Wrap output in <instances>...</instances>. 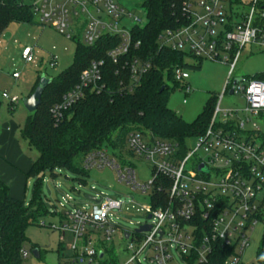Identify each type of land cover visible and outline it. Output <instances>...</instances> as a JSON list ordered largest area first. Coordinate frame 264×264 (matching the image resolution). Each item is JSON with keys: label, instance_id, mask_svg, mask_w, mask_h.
Here are the masks:
<instances>
[{"label": "built area", "instance_id": "obj_1", "mask_svg": "<svg viewBox=\"0 0 264 264\" xmlns=\"http://www.w3.org/2000/svg\"><path fill=\"white\" fill-rule=\"evenodd\" d=\"M29 5L38 24L51 26L68 39L74 34L72 20H85L86 46H94L103 37L118 39L107 57L128 74L133 83L130 91L151 69V63L139 56L141 42L134 40L132 32L140 20L125 28L131 14L117 0H30ZM182 12L183 24L160 35V46L189 54L196 61L208 59L229 67L223 95L217 98L206 132L197 137L196 148L180 156L173 142L130 133L127 146L134 157L154 162L153 180L145 185L137 184L134 169L111 158L108 148L91 153L84 164L87 169L110 166L133 190L143 194L151 191L150 205L139 209L148 221L142 226L150 230L122 233L133 251L126 264H142L139 255L145 249L154 253L152 264H176L171 256L173 248L187 264L219 262L217 249L228 253L221 264H244L249 232L264 220V132L260 126L264 125V79L234 74L247 46L264 49V0H185ZM21 58L25 63L35 61L30 48L22 51ZM56 65L54 57L51 67ZM104 66V60L93 61L81 73L78 84L52 109L57 122L88 91H102ZM12 77L19 79L20 73L14 72ZM173 78L176 83H185L189 74L176 66ZM184 89L190 93L189 86ZM231 90L245 99L243 109H221V99ZM3 98L12 106L19 103L17 97L6 93ZM201 165L205 170L199 169ZM124 205L110 198L92 202L67 213L68 223L60 222L55 229L73 233V249L77 251L79 245L83 250L80 262L89 259L92 263L103 251L87 247L93 245L94 238L98 245L111 242L119 230L112 218H119ZM22 255L26 258L28 254L24 251Z\"/></svg>", "mask_w": 264, "mask_h": 264}, {"label": "rangeland", "instance_id": "obj_2", "mask_svg": "<svg viewBox=\"0 0 264 264\" xmlns=\"http://www.w3.org/2000/svg\"><path fill=\"white\" fill-rule=\"evenodd\" d=\"M117 1L131 14L130 20L125 23V28L129 29L136 19L140 20L138 23L140 26L146 25V10L143 7L145 0ZM24 3L29 4L30 0H24ZM71 25L74 34L72 39H68L53 27L38 24L34 17L32 23L11 24L0 40V53L6 47V51L0 55V72L3 73L0 87V132L6 125L15 124V134L19 140L20 149L31 161L37 159L39 153L34 148H30L28 142L21 136L20 130L31 115L24 107L23 100L31 96L42 76L52 80L73 66L76 48L79 44H84L86 22L82 18L78 21L74 19ZM25 48L33 51L34 63H25L22 60L21 54ZM54 57H57V65L51 67ZM189 63L193 64L194 61L189 60ZM14 70L20 73V79H13ZM186 71L189 79L185 83L174 85L168 82L170 86L168 106L185 121L192 123L204 112L213 98H220L223 95L229 67L222 62L207 59L202 62L199 70L187 69ZM261 74H264V49L247 46L234 76L252 79ZM186 86L190 88L189 94H186L184 89ZM4 93L10 97H17L19 103L11 108L9 101L3 98ZM245 105V99L241 94L227 93L220 103L221 109L233 110L243 109ZM260 126L264 132V125ZM197 141V137L186 139L187 150H194ZM126 151L121 155L119 151L115 152L109 148L108 155L111 158L116 157L121 166L132 167L137 184L145 185L152 181L155 171L154 162L132 157ZM87 174L85 177H79L66 169H55L42 174L39 180L33 177L27 179L26 183L25 181L19 183L13 179V191H16L15 193H18L27 205L31 203L34 191L38 188L47 211V214L38 218L35 224L26 229L24 248L28 255L23 259V264H112V262L126 264L130 260L133 251L128 249L130 242L122 239V233L123 231L134 232L148 222L145 212L139 209L150 205L151 191L143 194L139 190H133L131 186L120 181L117 171L110 166L90 167ZM86 196L93 197L97 201L110 198L125 203L119 218H112L119 230L112 237L111 242L108 244L101 242L98 245L97 238H94L93 245L87 247L92 249L95 246L99 251H103V248L108 249V253L102 260L98 255L92 263H89V259L80 262L83 250L79 245L77 251L73 249L75 243L73 233L69 231L61 233L55 229L60 222L68 223L67 213L92 204L85 199ZM249 239V246L244 251L242 260L244 264H260L258 256L264 248V220L259 221L249 232ZM35 250L39 252L38 258L34 255ZM153 254L150 249H145L139 255L140 262L152 264L150 257ZM262 255L264 257V252ZM171 256L176 264H187L175 248L171 250Z\"/></svg>", "mask_w": 264, "mask_h": 264}, {"label": "trees", "instance_id": "obj_3", "mask_svg": "<svg viewBox=\"0 0 264 264\" xmlns=\"http://www.w3.org/2000/svg\"><path fill=\"white\" fill-rule=\"evenodd\" d=\"M184 1L143 2L147 23L143 27H134L132 32L134 40L141 42L139 56L150 62L152 67L132 91L128 89L132 83L128 74L107 57L118 39L103 37L92 47L78 45L73 66L51 80L43 93L41 105L26 119L20 130L30 148L39 153L25 173L27 179L34 177L39 180L42 174L55 169H66L79 177H85L88 175L84 164L87 156L103 148H112L122 155L128 148L127 138L132 132L158 141L173 142L178 154L186 155V139L199 137L206 132L217 98H213L192 123L185 121L168 106V82L179 85L174 81L173 69L180 66L186 70H199L203 62L159 44L160 35L183 24ZM33 19L29 4L21 0H0V39L11 24L32 23ZM101 60L105 61L102 91H88L86 97L64 112L57 122L52 113L54 106L61 103L63 96L78 84L81 73L91 62ZM189 60L194 63L190 64ZM256 78L264 79V74ZM126 153L134 157L129 149ZM164 198L163 195V205ZM45 214L47 211L38 188L27 205L11 195L10 187L0 176V264H23L26 229ZM263 252L264 248L258 256L260 264H264ZM107 253L108 249L103 248V257L100 259ZM217 253L221 259L210 264H221L222 259L228 256L221 249H217Z\"/></svg>", "mask_w": 264, "mask_h": 264}, {"label": "crops", "instance_id": "obj_4", "mask_svg": "<svg viewBox=\"0 0 264 264\" xmlns=\"http://www.w3.org/2000/svg\"><path fill=\"white\" fill-rule=\"evenodd\" d=\"M4 35L1 37V39L4 37ZM5 51L6 47L1 53H4ZM14 72L18 71L14 70ZM2 76L3 73L0 72V87ZM15 129L16 125L11 123L10 125H6L3 131L0 132V176L3 181L10 186L11 195L21 200L19 194L15 193L16 191H13V179H15L16 182L19 183H22L23 181H25L26 183L27 178L25 176V173L28 172L36 159L31 161L23 154L22 150L20 149L19 140L17 139L15 134Z\"/></svg>", "mask_w": 264, "mask_h": 264}, {"label": "water", "instance_id": "obj_5", "mask_svg": "<svg viewBox=\"0 0 264 264\" xmlns=\"http://www.w3.org/2000/svg\"><path fill=\"white\" fill-rule=\"evenodd\" d=\"M238 80L235 81V83H237ZM51 83V80L50 79H47L45 76H42L40 78V81L36 87V89L34 90L33 94L24 99L23 100V105L24 107L26 108V110L28 112H30L31 114L35 113L37 111V109L39 108V106L41 105L42 103V96H43V93L45 91V89L48 87V85ZM230 95L233 94V90H231L229 92ZM200 170H205V167L203 165H201L199 167ZM85 199L89 202H94V203H97L98 201L93 198V197H89V196H86ZM148 219H150V216L148 217ZM150 230V227L149 226H142L140 228H138L137 230H135V232L137 233H141V232H147ZM128 237V234H126V238ZM34 255L38 258L39 257V252L38 250H35L34 251ZM103 257V254H100V258Z\"/></svg>", "mask_w": 264, "mask_h": 264}]
</instances>
